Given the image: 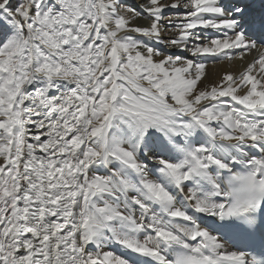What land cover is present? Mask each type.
I'll return each mask as SVG.
<instances>
[{
    "label": "snow or ice",
    "instance_id": "1",
    "mask_svg": "<svg viewBox=\"0 0 264 264\" xmlns=\"http://www.w3.org/2000/svg\"><path fill=\"white\" fill-rule=\"evenodd\" d=\"M0 264H264V0H0Z\"/></svg>",
    "mask_w": 264,
    "mask_h": 264
},
{
    "label": "bare ground",
    "instance_id": "2",
    "mask_svg": "<svg viewBox=\"0 0 264 264\" xmlns=\"http://www.w3.org/2000/svg\"><path fill=\"white\" fill-rule=\"evenodd\" d=\"M239 67L237 62H233V64L229 65L227 63H217L213 65L211 62L208 65V72L209 74H214V73H221L223 70L227 69H232L235 70Z\"/></svg>",
    "mask_w": 264,
    "mask_h": 264
}]
</instances>
